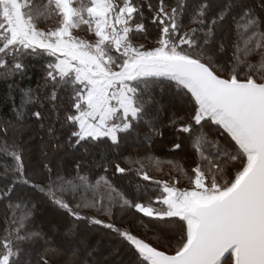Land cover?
<instances>
[{"label": "snow or ice", "instance_id": "obj_1", "mask_svg": "<svg viewBox=\"0 0 264 264\" xmlns=\"http://www.w3.org/2000/svg\"><path fill=\"white\" fill-rule=\"evenodd\" d=\"M25 57L42 78L22 103L47 101L67 135L39 165L12 141L0 264H33L37 244L34 264H264V0H0V80L25 76ZM142 128L147 143L122 147ZM12 131L0 122L6 152ZM68 149H84L70 172ZM186 151L187 166L161 159Z\"/></svg>", "mask_w": 264, "mask_h": 264}, {"label": "trees", "instance_id": "obj_2", "mask_svg": "<svg viewBox=\"0 0 264 264\" xmlns=\"http://www.w3.org/2000/svg\"><path fill=\"white\" fill-rule=\"evenodd\" d=\"M198 0H189L190 7H194ZM188 17H185V23H187ZM24 62L27 65L26 75L23 77L17 76L15 77V83L10 87L11 81L5 82L0 80V122L9 121L12 125L15 126V131L10 132V137L7 142V152L5 151V142L3 139H0V171L3 170L4 166L11 165L13 161L10 158L8 153L11 152V144L14 140L16 143L23 146L27 153L28 160L33 165H39L43 159V153L49 151L56 144L63 145L66 140V131L61 128L60 121L56 119L55 113L51 110V106L47 101L44 102V107L41 109L37 103H22L21 95L19 89H36L38 84L42 78V61L38 57H25ZM159 91L158 89L156 90ZM38 96L43 99L44 93L37 92ZM166 95H162L158 97V104L152 107L151 115H159L161 119L165 118L168 114L165 109H167L168 104L166 102ZM14 98V102L13 99ZM66 101V95L61 93V99L59 104L63 105ZM41 110L44 115V119L40 122L35 120V117L31 115V113L35 110ZM40 123L44 124V128L41 129L39 127ZM53 129L51 135L48 133L49 128ZM24 130L25 139L29 134L37 135L38 137L33 138V141L27 142V140L23 138L17 137V132ZM146 129L142 128L139 134H132L131 136L125 137L122 147L127 148L132 145L139 146L141 142L147 143L146 139ZM117 149L116 151H119ZM154 150L156 153H167L168 148L164 144L156 143L154 145ZM94 153H99V149H92ZM115 155V152L112 153ZM81 156H84V149H68L66 154H62V158L64 161L69 162L68 171H71L70 162L73 159H80ZM161 159H174L176 163L181 166H187L191 163V151H186L179 153L178 155L172 156H161ZM99 156L97 155L95 159L91 156H85L82 161L89 168L95 169L98 166ZM162 171L155 173L158 176H162L166 178L169 174L176 175L177 170L172 168L170 165L164 164L161 166ZM56 171L60 172L61 175L64 174L63 168H58ZM2 182V180H0ZM132 191L135 190V186H132ZM0 218L3 216V209L0 208ZM119 215V213H117ZM40 217H38L37 223L32 225V227H40ZM142 231V230H141ZM151 235V234H149ZM55 245L56 242L53 241ZM66 246V247H65ZM64 250L67 252L74 251L75 248L71 245H65ZM40 251V246L37 245H25V252L22 256V261L32 260L33 264L37 257L38 252ZM104 253H108L105 250ZM97 258L100 260H104L105 257L102 254H97ZM106 256V255H104ZM96 258V260H97ZM125 258L129 259V255L125 252H121L119 256L111 257L113 261L115 260H123ZM91 259V258H90Z\"/></svg>", "mask_w": 264, "mask_h": 264}, {"label": "rangeland", "instance_id": "obj_3", "mask_svg": "<svg viewBox=\"0 0 264 264\" xmlns=\"http://www.w3.org/2000/svg\"><path fill=\"white\" fill-rule=\"evenodd\" d=\"M166 102H167V104H168V98L166 97ZM17 137L18 138H23V139H25V137H24V130H23V132L22 131H18L17 133ZM39 136V134H37V135H33V134H29L28 136H27V138L25 139V140H27V142H30V141H33L32 139L33 138H36V137H38ZM1 211V210H0ZM1 216V215H0ZM40 221L41 220H43V222H44V224H43V226H44V228H45V231H47V218L46 217H43L42 215L40 216ZM54 242H56L55 240H54ZM57 243V242H56ZM66 247V246H65ZM74 247V246H73ZM104 255H106V256H104ZM97 256L98 255H96L95 257H94V259H96L97 258ZM102 256L103 257H105V259L106 258H109L108 257V253H103L102 254ZM97 260H100V259H98L97 258ZM129 259L128 258H125L124 260H123V262H121L122 260H115L114 262H113V264H126V262L128 261Z\"/></svg>", "mask_w": 264, "mask_h": 264}]
</instances>
